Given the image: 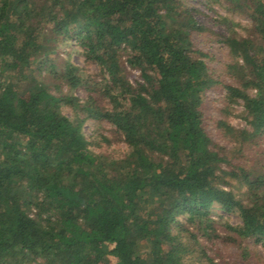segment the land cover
I'll return each instance as SVG.
<instances>
[{"label":"trees","instance_id":"16d2710c","mask_svg":"<svg viewBox=\"0 0 264 264\" xmlns=\"http://www.w3.org/2000/svg\"><path fill=\"white\" fill-rule=\"evenodd\" d=\"M220 1L252 21V37L222 39L239 86L211 73L192 40L207 28L185 0H0V264H216L202 243L219 239L214 206L240 219L226 225L231 243L264 247V171L224 169L202 111L205 93L222 86L230 104L243 101L252 130L219 126L240 144L264 135V0ZM70 43L100 81L51 59ZM122 57L140 72L137 86ZM63 86H86L87 99ZM88 119L111 124L127 155L94 153Z\"/></svg>","mask_w":264,"mask_h":264},{"label":"rangeland","instance_id":"374dc122","mask_svg":"<svg viewBox=\"0 0 264 264\" xmlns=\"http://www.w3.org/2000/svg\"><path fill=\"white\" fill-rule=\"evenodd\" d=\"M190 7L199 10L200 20L205 24L207 31L202 34H193L192 40L195 47L206 54L211 73L216 79L223 83L238 85L235 77L229 72L228 66L234 63L228 46L222 42L223 35H234L238 38L252 37V21L246 9L236 7L220 0H185ZM56 60L57 64L66 61L76 65L87 81L98 82L102 75L97 64L87 60L82 50L74 43L61 44L55 55L50 56ZM122 68L126 78L137 86L142 81L138 70L131 68L126 57L121 59ZM49 71L45 67L43 77L47 82H54L49 76ZM55 83V82H54ZM51 87H54L52 84ZM62 92L73 94L81 100L87 99L86 86L76 90H69L63 86ZM250 94L255 91L249 90ZM99 97L98 94H95ZM100 106H109L107 101L99 97ZM64 114L70 118H75V112L70 107H64ZM202 111L204 114V126L215 144V149L228 156V163L223 165L224 169L244 167L251 170L264 171V135L259 136L254 143L240 144L235 137L227 133L219 126V122L224 121L232 128L242 131H251L249 116L244 107L243 101L230 104L226 99V91L222 86L209 90L203 99ZM84 118V114H80ZM83 132L89 141L90 149L99 155L111 159L124 158L127 153V145L122 135L106 121H94L88 119L83 125ZM231 186H227L238 197H243L246 188L237 181L231 180ZM210 217L215 222L216 234L219 239L215 240V246L209 242L202 243L208 245L207 253L214 259L216 264H264V247L261 245L250 247L251 241H245L242 246L233 244L228 240L226 225H239L240 219L235 214H228L220 207L214 206ZM211 233V231L209 232Z\"/></svg>","mask_w":264,"mask_h":264}]
</instances>
